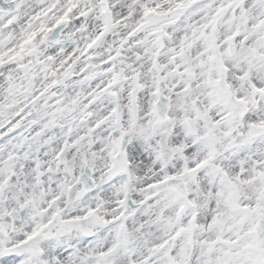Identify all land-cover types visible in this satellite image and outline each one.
Wrapping results in <instances>:
<instances>
[{
  "label": "snow or ice",
  "instance_id": "snow-or-ice-1",
  "mask_svg": "<svg viewBox=\"0 0 264 264\" xmlns=\"http://www.w3.org/2000/svg\"><path fill=\"white\" fill-rule=\"evenodd\" d=\"M0 264H264V0H0Z\"/></svg>",
  "mask_w": 264,
  "mask_h": 264
}]
</instances>
